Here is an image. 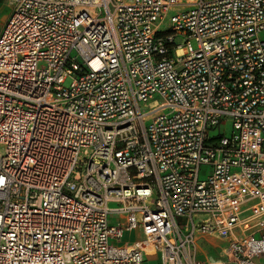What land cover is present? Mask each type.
<instances>
[{"label": "built area", "instance_id": "obj_1", "mask_svg": "<svg viewBox=\"0 0 264 264\" xmlns=\"http://www.w3.org/2000/svg\"><path fill=\"white\" fill-rule=\"evenodd\" d=\"M6 2L0 264H264V0Z\"/></svg>", "mask_w": 264, "mask_h": 264}, {"label": "crops", "instance_id": "obj_2", "mask_svg": "<svg viewBox=\"0 0 264 264\" xmlns=\"http://www.w3.org/2000/svg\"><path fill=\"white\" fill-rule=\"evenodd\" d=\"M9 12H10V8H9V6H8V4H7V2H6V0H0V29H1V27L3 26V24H4V22H5V20H6V18L8 17V15H9ZM134 233H138V232H132V233H129V234H134ZM139 234V233H138ZM128 234H126V236H127ZM140 235V238H141V234H139ZM123 240H125V241H132V240H130V239H126L125 237H124V239ZM134 240H139V239H134ZM133 240V241H134ZM141 242V247L142 248H145L148 252L147 253H154V251H152V249H153V247H154V245H153V243L152 242H148L147 240H145V239H142V240H140L139 241V243ZM199 252H198V257L200 258V259H204V258H206V257H214V258H217V257H215V253H219V251H220V248L222 247V245H223V242L221 241V245L219 246V245H214V244H212V242H211V239L209 238V237H206V236H204V237H200V239H199ZM205 244H207V245H209L210 246V248L211 249H213L212 251H210V252H207L206 250H204V248H203V245H205ZM219 257V256H218Z\"/></svg>", "mask_w": 264, "mask_h": 264}, {"label": "rangeland", "instance_id": "obj_3", "mask_svg": "<svg viewBox=\"0 0 264 264\" xmlns=\"http://www.w3.org/2000/svg\"><path fill=\"white\" fill-rule=\"evenodd\" d=\"M191 45H192V47L193 48H196V43L193 41V40H191ZM71 82V78H66V80H65V86L66 85H69V83ZM229 130H230V126H229V124H226L225 125V132L226 133H229ZM117 220V218H116V216L115 215H110L109 216V219H108V222L109 223H112V222H115ZM206 237H209L210 239H211V242H212V244H214V245H221V241L219 240V238H217L216 236H214V235H205ZM125 238L126 239H130V240H134V239H139V241L140 240H142L141 238H140V235L138 234V233H134V234H128L127 236H125ZM125 240H123V242H124ZM203 248H204V250H206L207 252H210V251H212L213 249H211L210 248V246L209 245H207V244H205V245H203ZM152 254V253H151ZM215 255V257H218L219 256V253L217 252V253H215L214 254ZM158 257H159V255H158V253H154L153 255H151V256H147V257H145V260H144V262L142 263V264H155V261L158 259Z\"/></svg>", "mask_w": 264, "mask_h": 264}, {"label": "bare ground", "instance_id": "obj_4", "mask_svg": "<svg viewBox=\"0 0 264 264\" xmlns=\"http://www.w3.org/2000/svg\"><path fill=\"white\" fill-rule=\"evenodd\" d=\"M139 245L141 246V242L139 243ZM144 250H145V252H148L145 248H143ZM155 249H154V247H153V249H152V251H154Z\"/></svg>", "mask_w": 264, "mask_h": 264}]
</instances>
